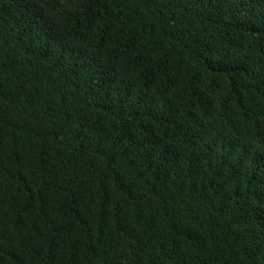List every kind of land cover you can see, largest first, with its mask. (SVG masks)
<instances>
[{
	"label": "trees",
	"instance_id": "16d2710c",
	"mask_svg": "<svg viewBox=\"0 0 264 264\" xmlns=\"http://www.w3.org/2000/svg\"><path fill=\"white\" fill-rule=\"evenodd\" d=\"M0 264H264V0H0Z\"/></svg>",
	"mask_w": 264,
	"mask_h": 264
}]
</instances>
